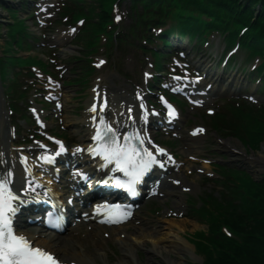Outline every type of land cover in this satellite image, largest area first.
<instances>
[{"label":"snow or ice","instance_id":"obj_1","mask_svg":"<svg viewBox=\"0 0 264 264\" xmlns=\"http://www.w3.org/2000/svg\"><path fill=\"white\" fill-rule=\"evenodd\" d=\"M116 19L119 20L120 17L117 15ZM136 138L139 139V137ZM129 139L130 137L125 136V143L120 145L116 132L109 125H105L93 136V140L100 141L99 147L104 159L110 163L114 162L128 178L120 186L127 187L130 192L134 193V186L140 177L151 164L159 163V161L147 148L130 147ZM140 144H143L142 139H140ZM61 150H64L63 145H61ZM88 150L93 151L91 148ZM157 151L164 152L163 149H157ZM18 200L19 197L11 191L7 178L0 179V264H59L58 259L51 253L34 247L25 236L17 234L14 219L19 211V204L14 202ZM128 214L125 213V215Z\"/></svg>","mask_w":264,"mask_h":264},{"label":"bare ground","instance_id":"obj_2","mask_svg":"<svg viewBox=\"0 0 264 264\" xmlns=\"http://www.w3.org/2000/svg\"><path fill=\"white\" fill-rule=\"evenodd\" d=\"M4 21L6 19L4 18ZM106 82V81H105ZM107 91H109L111 88L109 86L106 87ZM233 91H236V89H233ZM123 98V95H122ZM111 100V99H110ZM0 102H1V95H0ZM111 102H114L111 100ZM119 105V104H118ZM121 107H119L118 110H120ZM0 110H2V103H0ZM84 120V115L81 116V121ZM5 124V120L0 119V153L2 151L5 152L6 155H10V147L8 145L7 137H9L7 131L2 128V125ZM222 142H225L226 144H229V139L222 140ZM254 158L249 159L248 163L253 168L254 172H257L261 169H264V142L262 143V146L259 151H256L253 154ZM3 159V158H2ZM4 163V160H3ZM190 168V165L187 166V169ZM177 178V177H174ZM172 183H168L167 187L168 190H166V193H171L172 191ZM174 195H178L176 192ZM175 206L173 208V213L176 215L180 214V208H181V201L177 202L174 200ZM135 228V227H134ZM176 229H173V231L164 232L160 235L161 241L158 243L156 242V239L154 237L151 238V245L146 247L145 249L149 251L151 254L156 256H165L167 257L168 264H185L182 260H185V255L188 256L191 254L192 247L191 245L182 237V234H179L176 232ZM118 234H113V239L118 243L120 246L119 249H121L123 252V256L121 260H119L116 264H139L138 262V254H137V247H142V244L131 242L129 240L130 234L134 235L136 238L138 237H147L150 235H147L142 227H136L132 233H125L124 237L120 236V232L124 233L123 230L120 228H117L115 230ZM90 243H88V247H85V243L81 239H75L72 237V235L65 236L64 238H52L51 241L47 240L45 241L46 244H50L49 249H54L57 251V253H60L63 256H66V258H77L80 262L83 264H97L98 260H103L104 262L107 261L106 255L103 252H98L99 249L97 247L100 246L99 240L96 238H90ZM57 243H59L58 248L56 247ZM54 244L56 246H54ZM79 244V245H78ZM137 246V247H133ZM176 257L175 260L172 259V257ZM170 257V258H169ZM120 258V257H119ZM107 264V263H106Z\"/></svg>","mask_w":264,"mask_h":264},{"label":"rangeland","instance_id":"obj_3","mask_svg":"<svg viewBox=\"0 0 264 264\" xmlns=\"http://www.w3.org/2000/svg\"><path fill=\"white\" fill-rule=\"evenodd\" d=\"M1 1V0H0ZM101 2V0H92V3L93 4H97V3H100ZM4 14H6L5 13V10H2V9H0V58L1 57H3V53H4V45H3V42H4V32L3 31H5L6 30V28H5V21H4ZM5 29V30H4ZM263 128H264V126H263ZM219 137L220 136H222V137H225L224 135H218ZM227 136H229V135H227ZM207 141H208V147H209V150H213L215 153H214V155H216V154H219V155H222L224 158L225 157H227L226 155H229L228 153V149H226V148H221V147H215V148H213V146H216V144L214 143L215 141H214V139L213 138H208V136H207ZM261 142L263 141L264 142V131H263V133H262V138H261V140H260ZM260 142V143H261ZM262 142V143H263ZM230 143H231V145L235 148V149H238V148H242L243 150H244V154L241 152V153H239V152H237V153H234L233 155H236L235 157H234V163L235 164H231L230 166H235V167H242V166H244V167H242V168H245V169H247L248 171H252V167L250 166V164L248 163V160L250 159V154H252V156H253V154L256 152V151H259L260 150V148H261V146H262V143H261V145L259 144V147L257 148V149H255V150H251V151H248V150H250V148H243V146H241L240 144H239V142H238V140L237 139H231L230 140ZM248 146H250V147H253L254 145H253V143L251 142V141H249L248 142V144H247ZM213 148V149H212ZM228 150V151H227ZM246 156V157H245ZM229 157V156H228ZM253 158H254V156H253ZM252 158V159H253ZM252 168V169H251ZM252 173V172H251ZM236 184H237V181L235 182ZM202 186H206L207 187V185H206V182H200V187H202ZM236 187V186H235ZM208 190H201V197H203V195L205 194V192H207ZM225 191V190H224ZM211 193H214L215 195H222L223 196V198H225L224 197V194L225 193H218V191H216V192H214V189H212V191H211ZM209 195H210V193H209ZM212 195V194H211ZM230 199H232V200H230V202H232V204H233V206L234 207H237V209L240 207V205L242 204V202H243V199H244V197H245V192H243V191H238L237 192V194L236 195H234V194H232L231 192H230ZM213 203L214 204H217V202H216V200L213 198ZM200 203H201V199H200ZM202 205V204H201ZM222 207L223 208H225L223 211H224V213H227L228 211H230V205H229V203H227V204H225V202H223L222 203ZM236 209V210H237ZM235 210V211H236ZM200 219V218H199ZM201 220V219H200ZM162 224V223H161ZM163 224H165V225H167V224H169L168 222H163ZM175 224H178V230L179 231H181V230H190L192 227H193V229L194 230H198V231H200V230H202L203 231V233H207L208 232V230H207V226H206V222L205 221H197V220H195V217H189V218H181V219H179L178 221H175ZM172 227H173V225H171ZM162 231H166V228H163V230ZM169 231H172V230H169ZM172 257V259L173 260H175L176 259V257H173V256H171ZM170 258V257H169ZM185 260H182L185 264H192L191 262H190V260L188 259V256H186L185 255ZM167 257H165V256H162V255H160V256H156V255H151V254H149V253H147L146 251H144L143 249H140L139 250V253H138V260H139V263L140 264H168V262H167ZM196 260V259H195ZM194 264H196V261H194Z\"/></svg>","mask_w":264,"mask_h":264},{"label":"trees","instance_id":"obj_4","mask_svg":"<svg viewBox=\"0 0 264 264\" xmlns=\"http://www.w3.org/2000/svg\"><path fill=\"white\" fill-rule=\"evenodd\" d=\"M250 228L259 234H264V220L262 222H258L255 225L249 224ZM237 228V225L233 226ZM264 247V246H263ZM240 262L244 264H264V256L254 255L253 257H240Z\"/></svg>","mask_w":264,"mask_h":264}]
</instances>
